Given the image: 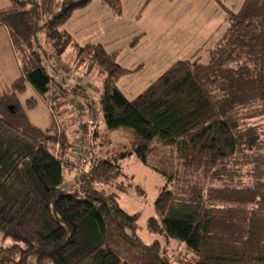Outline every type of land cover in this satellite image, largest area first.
Returning <instances> with one entry per match:
<instances>
[{
  "label": "trees",
  "instance_id": "trees-1",
  "mask_svg": "<svg viewBox=\"0 0 264 264\" xmlns=\"http://www.w3.org/2000/svg\"><path fill=\"white\" fill-rule=\"evenodd\" d=\"M93 1L9 0L0 8V27L22 67L13 83L0 81V230L23 244L1 247L0 264H264V171L254 170L264 164V142L244 123L253 105L264 114V0H244L229 11L207 62L177 61L132 100L118 85L130 70L116 52L80 45L62 29ZM99 1L121 14V0ZM67 49L104 75L100 105L108 129H132L141 149L167 143L177 157L170 171L159 170L166 182L147 228L185 244L178 263L159 241L143 242L138 213L95 187L111 185L121 171L116 160L98 157L91 143L82 157L87 168L68 190L72 140L36 126L21 107L18 94L27 83L43 96L49 91L54 78L44 60ZM57 97L47 101L61 117ZM140 157L147 163L144 152ZM244 164H253L252 183L239 177Z\"/></svg>",
  "mask_w": 264,
  "mask_h": 264
},
{
  "label": "rangeland",
  "instance_id": "rangeland-1",
  "mask_svg": "<svg viewBox=\"0 0 264 264\" xmlns=\"http://www.w3.org/2000/svg\"><path fill=\"white\" fill-rule=\"evenodd\" d=\"M243 1L121 0L125 12L116 14L94 0L86 8L76 10L62 29L80 45L101 44L109 52H116L117 62L130 70L120 78L118 85L132 100L177 61L207 62L211 49L229 24V11L239 9ZM38 38L50 53L45 33L39 32ZM44 63L54 78L49 91L43 96L27 83L28 91L24 92L27 95L20 99V104L33 124L42 129L50 128V133L57 136L66 134L65 137L72 140L68 164L64 165L66 188L71 191L76 186L81 175L80 160L86 157L84 152L93 143L98 157L114 159L121 168L111 185L96 183L95 187L115 194L129 213H138L137 233L143 242L150 245L159 241L172 261L178 263V258L186 256L185 244L147 228L148 219L155 216L158 191L166 182V176L160 171L168 172L177 165L171 146L155 140L149 150L141 149L142 140L132 129H108L100 105L104 75L89 61L77 60L73 50L67 49L61 57L45 58ZM16 68L15 50L0 29L1 80L7 84L13 82L18 75ZM54 95L58 97L53 100L63 102L61 117L56 116L47 101ZM244 114H248L244 123L253 126L259 141L264 142V114L255 110V105ZM55 149L60 151L59 144ZM142 152L146 154L147 163L140 157ZM83 166L87 168V164ZM252 168L253 164L240 167L239 177L244 184L252 183L254 170L263 169V174L264 164ZM15 244L23 246L0 230V248Z\"/></svg>",
  "mask_w": 264,
  "mask_h": 264
},
{
  "label": "crops",
  "instance_id": "crops-1",
  "mask_svg": "<svg viewBox=\"0 0 264 264\" xmlns=\"http://www.w3.org/2000/svg\"><path fill=\"white\" fill-rule=\"evenodd\" d=\"M9 5V0H0V8H2V7H6V6H8ZM122 12H125V10L123 9V11ZM0 29H1V31H3L4 32V34H6L7 35V37L9 38V41L11 42V44H12V41H11V39H10V35H9V32H8V30H7V28L6 27H4V26H2V27H0ZM12 46H13V44H12ZM13 48H14V46H13ZM14 50H15V48H14ZM212 50V49H211ZM15 53H16V56H17V68H16V73L15 74H17L18 73V75H17V77H15V80H17L18 78H20L21 76H22V67H21V63H20V60H19V57H18V55H17V52H16V50H15ZM210 53H211V51H210ZM1 77V76H0ZM2 78V77H1ZM1 78H0V81L2 82V83H4V84H7L5 81H2L1 80ZM14 80V81H15ZM13 81V82H14ZM13 82H10V83H13ZM10 83H8V84H10ZM27 89H28V87H27ZM28 90H26V92H27ZM27 94L25 93H23L22 95L21 94H18V97H19V99H22V97H25ZM22 102L24 101V99L23 100H21ZM36 125V124H35ZM37 126V125H36ZM39 127V126H38Z\"/></svg>",
  "mask_w": 264,
  "mask_h": 264
},
{
  "label": "built area",
  "instance_id": "built-area-1",
  "mask_svg": "<svg viewBox=\"0 0 264 264\" xmlns=\"http://www.w3.org/2000/svg\"><path fill=\"white\" fill-rule=\"evenodd\" d=\"M78 143H79V142H78ZM81 143H83V141H82ZM79 144H80V143H79ZM83 163H84V160L81 159V160H80V163H79V166H78L80 170L82 169Z\"/></svg>",
  "mask_w": 264,
  "mask_h": 264
}]
</instances>
